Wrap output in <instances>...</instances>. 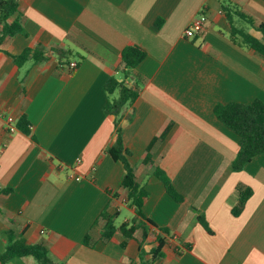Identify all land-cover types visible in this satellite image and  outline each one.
<instances>
[{
  "label": "crops",
  "instance_id": "obj_1",
  "mask_svg": "<svg viewBox=\"0 0 264 264\" xmlns=\"http://www.w3.org/2000/svg\"><path fill=\"white\" fill-rule=\"evenodd\" d=\"M237 12L264 23V0H18L25 35L0 45V191H8L0 192V255L11 234L42 244L48 264H138L161 237L153 264H264V154L232 171L238 138L213 113L218 104L264 103V56L231 28L261 34ZM200 13L207 22L187 39ZM129 46L146 53L133 69L121 57ZM26 48L47 57L18 67L11 56ZM110 77L138 89L117 117L103 112L116 97L104 90ZM21 116L28 134L16 127ZM116 123L148 193L143 214L165 234L148 226L145 237L138 229L125 238L118 230L132 225L135 211L121 185L124 167L107 152ZM238 186L252 194L234 217ZM102 212L114 216L109 240L101 238Z\"/></svg>",
  "mask_w": 264,
  "mask_h": 264
},
{
  "label": "trees",
  "instance_id": "obj_2",
  "mask_svg": "<svg viewBox=\"0 0 264 264\" xmlns=\"http://www.w3.org/2000/svg\"><path fill=\"white\" fill-rule=\"evenodd\" d=\"M236 15L254 26L255 30L261 34V39L245 33L232 27L231 32L233 35L241 37L244 44L249 46L256 54L264 56V23L254 24V22L246 17L241 12ZM230 20V14H226ZM159 22L157 27L159 26ZM17 34L25 35L24 29L21 26L20 17L18 14V0H0V45L5 38H12ZM145 51L136 47L129 46L123 49L121 53L123 65L125 69H133L138 66L145 58ZM14 63L21 67L29 59L42 60L47 57L44 55V50L40 48L31 49L26 48L21 54L11 56ZM104 90L108 95L116 92V97L106 103L103 108L105 115L119 116L122 109L127 105L133 103L138 97V89L127 88L123 81H118L114 77H110L104 84ZM213 113L217 120L230 130L238 138V152L231 163V170L234 172L241 171L244 166L249 163L255 156L264 154V103L255 100L250 104L228 103L225 105L218 104L214 107ZM24 116H21L16 122V127L21 132L28 134V126ZM162 139V138H158ZM108 154L111 158L122 163L125 174L122 180V188L126 192L128 201L131 207L134 208L135 217L132 225L122 224L118 230L125 238H132L133 234L141 229L143 236H146L148 226L157 229L161 233H167L165 229L158 228L151 221H149L143 214V207L145 200L148 197L146 190L140 186L136 181L134 169L129 165L127 156L129 153L124 149L121 132L116 123V139L114 144L108 148ZM147 164L152 166L148 157ZM154 175L162 181L165 190L172 199L176 202L182 201V196L176 192L169 180L166 178L163 171L158 168L154 169ZM238 200L232 208L231 213L237 217L246 201L251 196L252 192L249 188L238 186L237 189ZM6 194L7 190L0 191ZM114 216L102 212L99 220H104L105 224L102 229L101 238L109 240L115 233ZM198 221L208 231V226L203 217L199 216ZM83 243L91 245L89 235H86ZM164 239L157 238V245L150 252V259L143 261V252H140V261L138 264H153L154 261L161 258V249L164 246ZM32 257L39 264H48L47 250L42 244H28L21 236L9 235L8 244L4 252L0 255V262L5 264L17 258Z\"/></svg>",
  "mask_w": 264,
  "mask_h": 264
},
{
  "label": "built area",
  "instance_id": "obj_3",
  "mask_svg": "<svg viewBox=\"0 0 264 264\" xmlns=\"http://www.w3.org/2000/svg\"><path fill=\"white\" fill-rule=\"evenodd\" d=\"M207 22V17L205 16V14L200 13L198 14L191 22V24L184 30V36L187 39H193L195 38L198 34L201 33V31L203 30L204 25ZM77 68V63L74 61H71L68 63L66 69L69 72H74ZM13 120L11 118L8 119V131L10 133L15 132V128L12 125Z\"/></svg>",
  "mask_w": 264,
  "mask_h": 264
}]
</instances>
